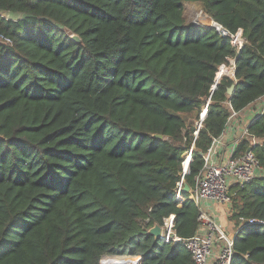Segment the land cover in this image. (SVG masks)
Masks as SVG:
<instances>
[{"label": "trees", "instance_id": "16d2710c", "mask_svg": "<svg viewBox=\"0 0 264 264\" xmlns=\"http://www.w3.org/2000/svg\"><path fill=\"white\" fill-rule=\"evenodd\" d=\"M185 3L241 30L242 49L187 23ZM0 34V264H194L148 230L174 216L179 238L199 232L189 193L175 198L181 155L209 100L184 176L192 191L228 105L245 116L264 96V0H0ZM230 59L235 81L211 93ZM248 131L263 172L230 189V231L264 221V116ZM249 148L242 139L238 152ZM232 264H264L263 228L239 230Z\"/></svg>", "mask_w": 264, "mask_h": 264}, {"label": "built area", "instance_id": "2783aa9c", "mask_svg": "<svg viewBox=\"0 0 264 264\" xmlns=\"http://www.w3.org/2000/svg\"><path fill=\"white\" fill-rule=\"evenodd\" d=\"M204 26L213 28L220 37L227 38L236 53L242 49L245 40L241 30H238L234 34L230 33L212 19L209 24ZM0 43L10 45V41L1 34ZM221 68H225L226 72H221V75L216 74V78H219V81L223 76L235 81L234 59H230L228 65H223L219 69ZM229 71L231 75L227 74ZM208 104L209 100L202 107L199 121L196 123V128L193 132L192 144L181 155L182 173L174 191L177 200L181 199V194L183 193L185 185L184 176L188 174L194 142L206 116ZM228 107L230 116L226 127L220 136L212 139L209 148L202 155L203 166L196 177L195 188L188 192L189 199L198 210L199 232L189 239L183 240L179 238L174 232V216L164 219L163 225L160 227V241L170 245L181 243L190 253L194 264H232L234 258V238L237 236L239 230L244 226L264 229V221L241 217L238 218V229L228 231L218 223L212 213L215 206H222L226 209L229 207L232 196L230 189L233 186L243 187L260 177V174L263 172L259 160L252 151V147L258 145V142L249 133L248 126L254 119L264 116V96L258 99L252 111L253 114L248 113L242 116L237 114L230 104ZM249 115L250 121L244 123L246 117ZM231 135L233 137L228 142V138ZM242 139H247L251 151L238 152V145ZM109 257L107 256L102 259L103 264L110 263ZM244 258L247 259V256L245 255ZM135 259V263L140 264V258L135 257Z\"/></svg>", "mask_w": 264, "mask_h": 264}, {"label": "rangeland", "instance_id": "374dc122", "mask_svg": "<svg viewBox=\"0 0 264 264\" xmlns=\"http://www.w3.org/2000/svg\"><path fill=\"white\" fill-rule=\"evenodd\" d=\"M3 16L14 20L21 19L23 17L22 15L10 13H4ZM183 16L187 23L193 24L194 26H204L207 24L205 13H203L197 5L189 3L183 4ZM227 74L231 75V72L229 71Z\"/></svg>", "mask_w": 264, "mask_h": 264}, {"label": "crops", "instance_id": "0c3cea01", "mask_svg": "<svg viewBox=\"0 0 264 264\" xmlns=\"http://www.w3.org/2000/svg\"><path fill=\"white\" fill-rule=\"evenodd\" d=\"M250 121V115L246 117V120L244 121L245 122H248ZM233 136L231 135L229 138H228V142H230V139L232 138ZM225 208L222 207V206H215L214 207V210H213V215L215 216L214 218L217 219L218 223L224 228V229H227L228 231L229 230V221L227 219V215L225 213ZM122 259H125V260H129V259H133L134 262H136V259L135 257H127V255H123V256H110L109 257V262L111 264H115L117 262V260H122Z\"/></svg>", "mask_w": 264, "mask_h": 264}, {"label": "water", "instance_id": "95a60500", "mask_svg": "<svg viewBox=\"0 0 264 264\" xmlns=\"http://www.w3.org/2000/svg\"><path fill=\"white\" fill-rule=\"evenodd\" d=\"M209 18V17H208ZM211 20V18H209ZM203 29L209 28L208 26H200ZM70 39L76 43H79L80 40L77 36L73 35L70 37ZM219 83V78L215 79L214 82V86L212 87L211 93L215 90L216 85ZM235 89V84H233L231 87H229L227 89V95H232V93L234 92ZM205 116V115H204ZM203 116V118H204ZM155 138L157 139H162L161 136H155ZM248 151H251V149L249 148ZM183 192L188 193L189 192V187L187 185H184L183 187ZM148 234H150L151 236L154 237L155 240H160V234H161V228L158 225H154L152 228H150L148 230ZM142 263V261L140 260V264Z\"/></svg>", "mask_w": 264, "mask_h": 264}, {"label": "bare ground", "instance_id": "6f19581e", "mask_svg": "<svg viewBox=\"0 0 264 264\" xmlns=\"http://www.w3.org/2000/svg\"><path fill=\"white\" fill-rule=\"evenodd\" d=\"M205 17H206V20H207V24H209L210 23V20H209V18L205 15ZM224 73V72H226V69L225 68H221V69H219V71L217 72V75H221L220 73Z\"/></svg>", "mask_w": 264, "mask_h": 264}]
</instances>
